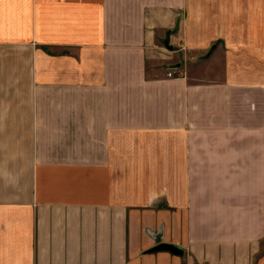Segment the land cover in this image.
<instances>
[{
    "label": "crops",
    "instance_id": "1",
    "mask_svg": "<svg viewBox=\"0 0 264 264\" xmlns=\"http://www.w3.org/2000/svg\"><path fill=\"white\" fill-rule=\"evenodd\" d=\"M245 4L242 25L241 0H0V264H264V0ZM147 148L179 255L146 252L118 177Z\"/></svg>",
    "mask_w": 264,
    "mask_h": 264
},
{
    "label": "rangeland",
    "instance_id": "2",
    "mask_svg": "<svg viewBox=\"0 0 264 264\" xmlns=\"http://www.w3.org/2000/svg\"><path fill=\"white\" fill-rule=\"evenodd\" d=\"M245 1L241 0V8L238 11V18H240L239 20L242 25L248 23L250 18L249 5H246ZM227 7H230V4H215L207 11L206 15L217 17L223 12L229 14V11H225ZM174 30L178 31V28H174ZM189 54L191 56L192 53L186 47L184 49V55ZM170 70L173 71L172 75L186 74L184 69H180V66L169 67L167 74ZM150 146L151 148L154 147L152 143ZM146 150L143 154L129 153L128 155H124L125 159L122 160L119 158L116 162L124 166L121 169L122 173L118 177L123 178L124 182L127 181L131 193H134L133 195L136 193L139 194L137 198L141 200L143 198L146 204L145 209H149L146 214L147 222L144 225L145 228L141 232V239L147 241L151 238L150 241L152 243L153 241L158 243L159 240L167 241L171 237L170 222L172 218L170 216V210L173 207L169 204L170 170L168 169V161L166 160L168 154H157L153 152V149L149 148ZM122 187H120L121 192L124 191L125 193L126 189H122Z\"/></svg>",
    "mask_w": 264,
    "mask_h": 264
},
{
    "label": "water",
    "instance_id": "3",
    "mask_svg": "<svg viewBox=\"0 0 264 264\" xmlns=\"http://www.w3.org/2000/svg\"><path fill=\"white\" fill-rule=\"evenodd\" d=\"M165 44L169 46L168 40L165 41ZM160 250H167V251H170L178 255L182 254L184 251L183 248L176 243L159 240L158 243H156L154 246L147 249L146 252H154V251H160Z\"/></svg>",
    "mask_w": 264,
    "mask_h": 264
},
{
    "label": "built area",
    "instance_id": "4",
    "mask_svg": "<svg viewBox=\"0 0 264 264\" xmlns=\"http://www.w3.org/2000/svg\"><path fill=\"white\" fill-rule=\"evenodd\" d=\"M172 73H173V71L170 70V71L168 72V75H172Z\"/></svg>",
    "mask_w": 264,
    "mask_h": 264
}]
</instances>
